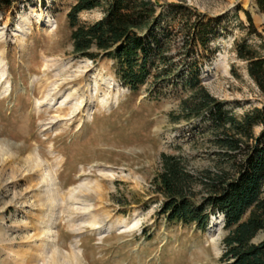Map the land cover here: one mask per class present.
<instances>
[{
  "label": "rangeland",
  "instance_id": "1",
  "mask_svg": "<svg viewBox=\"0 0 264 264\" xmlns=\"http://www.w3.org/2000/svg\"><path fill=\"white\" fill-rule=\"evenodd\" d=\"M76 2L0 0V264H220L223 216L205 231L168 222L154 180L163 154L193 173L218 160L207 115L181 113L195 75L238 117L261 107L235 43L264 45V13L256 0H152V37L169 59L149 68L169 77L132 92L113 60L74 54ZM244 11L263 38L248 37ZM103 16L97 8L79 20ZM187 17L211 22L207 47L185 48Z\"/></svg>",
  "mask_w": 264,
  "mask_h": 264
},
{
  "label": "trees",
  "instance_id": "2",
  "mask_svg": "<svg viewBox=\"0 0 264 264\" xmlns=\"http://www.w3.org/2000/svg\"><path fill=\"white\" fill-rule=\"evenodd\" d=\"M256 3L264 13V0ZM97 8L104 9L101 19L92 24L79 20L80 13ZM244 13L249 22L248 37L263 38L250 12ZM156 14L152 0H77L67 14L73 52L93 61L100 56L113 60L119 81L132 92L140 91L151 77L166 80L168 69L153 73L149 68L152 57L163 63L169 59L163 52L165 42L152 37L158 24ZM185 21L182 31L189 37L185 48L189 44L207 47L211 22L204 18L193 22L190 17ZM235 50L258 88L261 107L238 117L200 86L195 75L187 83L198 89L182 102L181 113L186 119L204 120L207 115L220 150L218 160L213 168L193 173L180 158L163 154L154 187L164 198L160 215L170 223L195 225L205 231L211 215L223 216L227 233L220 264H264V240L255 243L264 233V45L255 48L244 38L235 43ZM258 127L262 128L260 133L256 132Z\"/></svg>",
  "mask_w": 264,
  "mask_h": 264
},
{
  "label": "bare ground",
  "instance_id": "3",
  "mask_svg": "<svg viewBox=\"0 0 264 264\" xmlns=\"http://www.w3.org/2000/svg\"><path fill=\"white\" fill-rule=\"evenodd\" d=\"M50 96V95H49ZM37 166L39 167V164L36 162Z\"/></svg>",
  "mask_w": 264,
  "mask_h": 264
}]
</instances>
